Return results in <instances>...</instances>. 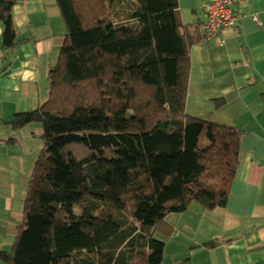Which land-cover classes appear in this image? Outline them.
<instances>
[{
	"label": "trees",
	"instance_id": "obj_1",
	"mask_svg": "<svg viewBox=\"0 0 264 264\" xmlns=\"http://www.w3.org/2000/svg\"><path fill=\"white\" fill-rule=\"evenodd\" d=\"M24 1L0 0L3 50L25 41L13 13ZM54 1L66 35L48 101L11 121L39 123L44 147L0 260L161 264L167 215L224 208L237 169L239 133L186 113L190 50L204 36L180 23L178 0ZM74 144L92 154L78 159Z\"/></svg>",
	"mask_w": 264,
	"mask_h": 264
},
{
	"label": "crops",
	"instance_id": "obj_2",
	"mask_svg": "<svg viewBox=\"0 0 264 264\" xmlns=\"http://www.w3.org/2000/svg\"><path fill=\"white\" fill-rule=\"evenodd\" d=\"M209 3L178 0L180 23L195 32L193 26L208 17ZM235 9L240 15L236 27L213 41L199 38L192 44L186 100L189 116L239 133L235 177L224 208L207 211L192 203L184 212L167 215L173 230L161 264H264V0H241ZM13 13L25 41L3 50L0 23L1 251H11L16 241L29 181L44 147L39 123L17 130L11 121L48 101L49 73L66 35L54 0H27Z\"/></svg>",
	"mask_w": 264,
	"mask_h": 264
},
{
	"label": "built area",
	"instance_id": "obj_3",
	"mask_svg": "<svg viewBox=\"0 0 264 264\" xmlns=\"http://www.w3.org/2000/svg\"><path fill=\"white\" fill-rule=\"evenodd\" d=\"M239 1L241 0H210L207 19L195 24L193 29L201 30L206 42L217 39L223 30L238 25L240 15L235 4Z\"/></svg>",
	"mask_w": 264,
	"mask_h": 264
},
{
	"label": "rangeland",
	"instance_id": "obj_4",
	"mask_svg": "<svg viewBox=\"0 0 264 264\" xmlns=\"http://www.w3.org/2000/svg\"><path fill=\"white\" fill-rule=\"evenodd\" d=\"M202 137L204 138L203 140L201 139V142L203 143L204 140L206 141V134L203 133ZM68 149L72 151L78 159H83L92 154V151L84 145H69ZM155 237H157V235Z\"/></svg>",
	"mask_w": 264,
	"mask_h": 264
}]
</instances>
